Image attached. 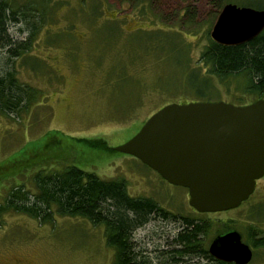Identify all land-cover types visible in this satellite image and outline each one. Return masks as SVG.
Listing matches in <instances>:
<instances>
[{
	"label": "rangeland",
	"instance_id": "rangeland-1",
	"mask_svg": "<svg viewBox=\"0 0 264 264\" xmlns=\"http://www.w3.org/2000/svg\"><path fill=\"white\" fill-rule=\"evenodd\" d=\"M7 1L24 14L9 25V34L31 45L15 60L0 49V76L11 71L19 84L41 96L25 113H0V196L28 183L37 171L74 167L103 180L124 181L129 196L152 199L175 218L208 222L203 249L217 234L239 232L252 251L248 264H264V248L249 244L251 236H264V180L256 181L255 191L239 207L199 214L188 205L186 189L114 151L167 104L203 100L238 106L259 99L246 92L239 77L220 80L199 62L221 9L215 13L207 0H187L195 15L188 24L182 23L180 0ZM238 1L224 4L256 9L248 4L257 0ZM178 56L182 68L175 67ZM193 78L209 84L195 87ZM167 220L154 216L137 228L132 236L136 251L151 264H208L164 256L174 249L180 228L169 222L171 217ZM0 264H114V251L104 228L84 219L55 216L42 224L6 212L0 216Z\"/></svg>",
	"mask_w": 264,
	"mask_h": 264
},
{
	"label": "trees",
	"instance_id": "trees-1",
	"mask_svg": "<svg viewBox=\"0 0 264 264\" xmlns=\"http://www.w3.org/2000/svg\"><path fill=\"white\" fill-rule=\"evenodd\" d=\"M180 2L185 5L182 23H193L195 15L190 12L191 4L187 0ZM225 2L230 0H207L215 13ZM253 3H258L259 6L254 7ZM248 5L259 10L264 9L263 0L250 2ZM23 15L19 10L13 11L7 0H0V49L5 51L9 60L20 58L30 50V40L16 42L9 34V25L20 21ZM177 58L176 65H183L184 60L180 56ZM164 60H167L165 56ZM169 62L173 64L170 57ZM199 62L204 66L206 74L220 80L239 77L247 93L264 100V30L253 40L235 47L219 46L209 39L200 53ZM179 66L175 67H183ZM10 72L6 71L0 76V113L6 116L14 112L18 115L27 112L41 96L40 92L19 84ZM193 80L195 87L198 88L207 87L204 81L209 84L208 80L201 79V82L195 78ZM0 198V216L12 212L36 219L42 224L52 223L55 216L78 217L93 226H102L106 244L114 251V264H151V259L143 258L136 251L132 236L137 228L154 216L166 221L171 217L169 222L180 223V228L171 243L174 249L164 255L167 259L186 262L188 259L197 258L207 260L208 264H229L212 258L208 251L202 248V239L208 232V222L175 218L159 208L152 199L131 197L127 193L125 182L119 179L103 180L74 167L60 172L40 170L30 176L28 183L12 187ZM249 241L252 248H264V236L262 238L251 236ZM176 260L174 262H177Z\"/></svg>",
	"mask_w": 264,
	"mask_h": 264
},
{
	"label": "water",
	"instance_id": "water-1",
	"mask_svg": "<svg viewBox=\"0 0 264 264\" xmlns=\"http://www.w3.org/2000/svg\"><path fill=\"white\" fill-rule=\"evenodd\" d=\"M264 30V10L222 6L209 32L219 46L235 47ZM139 160L173 186L185 188L188 205L214 214L239 207L264 175V100L171 103L152 114L127 142L114 148ZM208 254L224 263L248 264L252 251L229 230L214 237Z\"/></svg>",
	"mask_w": 264,
	"mask_h": 264
},
{
	"label": "flooded vegetation",
	"instance_id": "flooded-vegetation-1",
	"mask_svg": "<svg viewBox=\"0 0 264 264\" xmlns=\"http://www.w3.org/2000/svg\"><path fill=\"white\" fill-rule=\"evenodd\" d=\"M162 179V178H161ZM163 180V179H162ZM260 180H264V175H263V177L261 178V179H259L258 181H257V184H258V182L260 181ZM164 182H166L165 180H164ZM167 183V182H166ZM257 184L255 185V189H256V187H257ZM255 189H254V191H255Z\"/></svg>",
	"mask_w": 264,
	"mask_h": 264
}]
</instances>
